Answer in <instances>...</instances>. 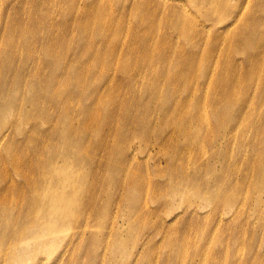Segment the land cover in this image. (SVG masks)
<instances>
[{"label":"bare ground","instance_id":"obj_1","mask_svg":"<svg viewBox=\"0 0 264 264\" xmlns=\"http://www.w3.org/2000/svg\"><path fill=\"white\" fill-rule=\"evenodd\" d=\"M263 195L264 0H0V264H55L70 245L125 264L136 234L158 227L160 264H205L208 230L215 244L264 243V226L240 221L264 220ZM117 203L142 219L100 240ZM205 208L191 241L175 233Z\"/></svg>","mask_w":264,"mask_h":264},{"label":"rangeland","instance_id":"obj_2","mask_svg":"<svg viewBox=\"0 0 264 264\" xmlns=\"http://www.w3.org/2000/svg\"><path fill=\"white\" fill-rule=\"evenodd\" d=\"M242 58H243L242 54L236 55V59L241 60ZM241 133L242 131L241 129H239L234 133L233 137L238 138L241 136ZM131 145H132V148L137 151L147 149L145 147L144 142L140 141L139 139L137 140L134 139ZM156 151H157L156 149L151 150V154L154 155L155 160L157 161L161 157L156 156ZM146 154L147 153L144 152L141 156H139V159L144 160V156ZM162 160L163 158L159 160V167L164 166L162 164ZM156 166H158L157 163H156ZM156 166L152 164V161L149 162V168H150L149 175L151 177L150 178L151 181L152 182L165 181V179H163L162 177H156L152 174ZM118 204L119 203H117L114 208H112L113 207L112 205L111 210L109 211L106 217L107 222L104 225V227L96 225L97 231L100 232L98 234L100 240H104V239L105 241L106 239L110 240L111 236L113 235L115 231L122 232L123 236L126 237V233L130 231L129 228L137 224L138 220L142 219V217H140L138 213H136L133 216H127L126 211H124L120 205H119V208H117ZM239 209H240V206L235 205L230 210H225L224 213L222 214V218H224V222L230 221L229 233L230 232L236 233L237 231H240V227L237 225V223H234V219L238 215ZM207 212H208V208L199 210L197 214L198 216L195 215L191 218L186 216L188 212L182 213L181 222L183 220H187V227L186 225L185 226L183 225L182 226L183 230L179 231L180 227H177V229L174 227L173 230L175 231V233L177 232L186 233V238L191 241V239L193 238V236L191 235L192 233H194V231L190 227L193 225V223L196 220H199V218H203L202 215L207 214ZM177 213H179V216L181 215V213L178 210H175L174 212L168 213L164 218H162V221H165V219H170ZM103 215H104V212H101L100 216H103ZM263 215H264V210H263ZM110 218H111V221H110ZM240 221H241L242 226L248 227L249 230H253L258 233L261 232V228L259 227V225L264 226V220H262L260 217L257 219L251 218V219L246 220L244 216H241ZM189 222H192L190 227L188 226ZM223 225H221L219 228H216V229L214 228V226H212V230L214 229L216 230V233H220L222 230L225 229ZM156 230H159V232L156 235L152 233V230L145 231L142 233L138 232L136 234V237L131 240L133 244H131L129 252L127 253L125 264H139L143 253L145 254L146 251L153 253L154 259L152 260L154 264H160L162 262L166 253L164 251L165 240H163L161 236H163L166 232L164 231L165 229H161L159 227ZM212 233H211V230H208L206 231L205 234H201L200 237L204 235L203 240L201 243L195 246L196 251H201V253H204V256L206 258L204 262L205 264H208L207 260H212V258L216 256L221 257V259L217 261V263H221V264H264V243H259L256 241L255 243L256 246L253 249L252 247L254 243L248 242L249 240L240 234V236L245 238V241L233 240V241H229V243L220 242L221 244H215L214 243L215 240H213L211 237ZM72 234H73V231L71 229L69 231L64 232L63 238L59 242V246L55 248L54 253L59 254L61 252L64 244L71 237ZM169 235L171 234L169 233ZM262 240L264 241V233L262 235ZM105 241L102 243V246L103 244H105ZM185 243H186L187 250L190 252L189 257H191L196 251H194L193 246L190 248V245L192 243H188V242H185ZM157 244L159 246H157ZM78 245H76V247ZM151 247H154V248H151ZM71 251H72V245L67 247V252L65 253V255L61 259H59L57 263L55 264H65L70 256H73L70 264H86L92 258V256L94 257V255H96L94 264H100V262L102 264L109 263V248L103 249V251L100 250V253H98V252H94L93 249H90V248L80 250V245H79L76 249H74L72 252ZM102 253L104 254L102 255ZM37 259L43 260V264H51V261H52L49 256L42 253V254H37L34 260L30 262L29 264H38L36 262L38 261ZM193 260L194 262H199L196 256ZM185 261L186 259H182L181 262L185 263Z\"/></svg>","mask_w":264,"mask_h":264}]
</instances>
